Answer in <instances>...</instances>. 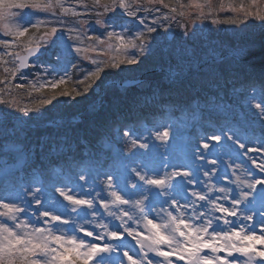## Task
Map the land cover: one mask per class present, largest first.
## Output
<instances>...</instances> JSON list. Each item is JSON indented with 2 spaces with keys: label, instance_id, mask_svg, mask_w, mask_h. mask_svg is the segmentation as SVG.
Returning <instances> with one entry per match:
<instances>
[{
  "label": "rangeland",
  "instance_id": "obj_1",
  "mask_svg": "<svg viewBox=\"0 0 264 264\" xmlns=\"http://www.w3.org/2000/svg\"><path fill=\"white\" fill-rule=\"evenodd\" d=\"M20 2L21 0H0V11L3 12V15L0 16V40H7L10 42L9 47L5 51H0V67L8 69V71L11 72L13 79H17V81L9 82V86L7 85V87L5 88V93L0 92V100L8 101L12 105V107H8V105L6 104H0V110H3L0 111V150L2 151L0 152V155L3 156L6 153L15 154L16 156L12 159H0V202L19 203L18 201H16V196L18 193L25 190L28 193H32L37 187H39L42 189V195L40 196L42 204L39 206L35 205L31 195H29L28 199L31 201V204L26 207V210L24 212L17 214L16 221H12L8 217L0 216V223H6L8 227L13 228L15 231L19 232L20 229L16 228L17 223H27L29 225V231L34 227L47 226L44 224V220L47 218L39 216V212L37 211V209H51L52 211L60 213L67 217L69 212L68 203L64 201L63 197H61L56 191L57 188H63L65 191H68V194L70 195H77L85 199L94 200L96 217L95 219H92V217L89 216L91 224L87 226L88 230H94V236L95 234H102L105 231V229L100 227V225H106L107 229L116 230L117 226L121 225V220L115 219V216H119L121 210L128 211L132 216V219H128L127 217H122V219L131 226L132 230L135 233L138 234V238L143 239L144 237L151 235V232L149 231L150 226L147 225L144 216L139 212L138 208L134 206L136 200L143 199V196H138L135 198L139 184L138 182L134 181L130 184V186L125 185V191L121 192V195L129 199L130 203L127 205L119 206L110 205L109 210L115 213L114 216H110L108 214V211L100 206V201L102 199L105 200V202H109L112 199L110 192L113 189H110L108 187V182H106L103 186H99L100 191H95L93 184L91 187H88L86 179L84 181L80 180L81 175L85 176V173L80 168L81 170H79L78 172L79 175L78 177L73 179L74 181H71V179L68 177H62L60 178L59 182H53L52 186L55 187V192H52L48 187L44 186V181L39 175H29L25 172L17 170L22 168L19 165V162L22 159V156L18 153L20 151V147L17 142L10 144V142L6 141L5 138L8 136H16V138L26 137L27 130L29 129L45 130V128L48 126L57 127V124L61 123L80 122L82 120L91 121L94 118H100L102 112L106 109L104 105L105 102L103 101L105 93L110 89H106V87L113 85L115 89L117 88L120 90L121 95L126 92L125 88L119 87V85H115L118 80L116 82H114V80H109L105 82V84H102L103 86L101 87V92L98 93V95L97 93H95L93 96H90L91 98H93V100L89 98L87 94L86 98L84 95L79 98L82 100H86V102L88 103V105L86 106L87 110L85 111V114L87 115L51 118L46 114L45 111L42 110L41 112H43V115H39L36 112L29 111V116H31L32 119H28L27 117H25L22 121L16 119L17 116H22V113L16 111V109L27 108L29 110H32L34 109L32 108L34 106L32 104L28 105L30 90L28 92L19 91V88L25 89V87H28V89L35 88V90H39L41 88L40 85L46 86L47 83H51L52 81L59 79L61 76H64L65 71L67 72L70 69V60L73 59L74 55H78V59H81V61L84 63V71H86L85 75L95 70L96 65L92 63L93 60L104 63L110 60L114 62L116 58H119L121 56L124 58V52L121 45L128 43L132 39L134 34L138 33L143 26L138 23L137 18L128 17L126 14H124L123 10L117 9L114 14L108 13L109 15L105 17V19L110 20L109 25L105 27L97 25L96 27L95 21L98 18L96 16V11H99V9L95 8L93 1L88 0H59L60 6H57L54 10L47 12L33 10L30 8L20 10L15 8L14 6H11ZM25 2H32V0H25ZM36 2H47V0H36ZM56 2L57 0H53V3ZM139 3L142 7L147 8L150 11H140L137 13L138 17H146V23H150V21L154 18H159L157 20L158 24L163 21L164 25L169 26L167 31H165L163 27L158 28V30H162V33L166 37L167 44H170V46H173L174 44V30L178 27L181 28L179 24L185 25L184 28H181L184 33L186 32V30H188L189 34H187V38H191L193 35L201 33L200 31L203 30V27L206 24V18H199L200 13L202 12V3L199 2H195L196 8L189 10L187 8L184 9V12L182 11L183 15H181V13H177V5L171 8H167V6L164 5V7H161L156 5L155 0H151V3L145 0H139ZM61 6L63 9H67V12L62 11ZM173 8L176 9L175 12L172 11ZM22 14H27L25 18L35 23L37 27L45 24L46 27H49L51 29L53 27L58 29L57 36L59 37V39H56V37H52L51 35H49L47 37L49 41L48 46L46 48L44 47L43 53L39 57V59L34 60L30 65L29 69L31 68L34 71L33 73H30L29 69L26 72L18 71L17 57L20 56L23 52H27L29 47L35 46L38 43H43L42 38H44V34H50L51 30L50 32H44L43 34L39 33L40 35L37 36L38 32L36 33L29 31L31 30L32 26L26 25L28 27V31L25 32L24 36L22 37L14 38L12 35H5V32L9 30H20V26L17 21L20 19ZM165 15L169 17L167 21L163 20V17ZM193 21L196 22L195 26L193 25ZM241 30L244 33L248 29L246 27H242ZM108 31H113L119 35H124L126 39L124 41H120L116 39L115 36L112 38H108ZM96 36H100L104 40V43L100 44L98 41H96ZM54 39L56 40V42L55 44H52L51 41ZM19 42L21 43V47H16ZM184 42L186 43V40ZM2 46L4 45L0 44V47ZM260 47L261 46L258 45L254 48H246L239 51L237 50L234 55L238 56L240 59H249L256 54V50H259ZM76 48H80L81 51L77 53L75 51ZM6 53H10L11 55H8ZM217 54L218 52H216L214 56H218ZM152 60L157 61L154 56L152 57ZM209 61L210 59L205 60L204 63H202L199 67H196V69H194L193 71L190 70L183 72L182 76L178 75V73L182 72V69H178L175 71L163 69V78L167 77L168 79L167 81H165L164 87L169 86L170 83L178 84L182 80L189 78L192 74H199V76H201L200 69L203 68V66ZM34 66L39 67V69L43 68V71H35ZM51 68H55L57 71L52 73V75L45 74L46 71H51ZM153 70L155 71V69ZM153 70L150 69L149 71V68H147L148 72L140 76L141 78H143V82L145 81V76L147 74L149 75L151 72H153ZM13 72H15V75H13ZM130 78L131 77H126L124 80H128ZM148 80L150 79L148 78ZM13 83L16 84L15 86L17 89H14L12 87ZM18 85H22V87L18 88ZM113 91L114 89L110 91L111 94ZM248 92L251 93V95L246 104L249 105L251 111L254 112L253 114L257 115V119H259L258 117L260 116L257 114L258 110L254 107V105L257 102L264 103V101L259 97L257 98V95H255L256 93L250 87L248 88ZM61 101L65 104L71 103V100L67 99L66 97H64ZM99 112L100 115L97 116ZM183 122L186 123V121ZM167 126L170 125L165 124L164 126H161L160 123V127L158 126L157 129H155L156 127L151 131L145 129V131H141L140 133L138 132L137 128H135L134 131L131 130L130 135L125 139L127 142V145H125V152L126 154L139 153L138 155H142L144 158H142L141 160L137 159L134 162H130V167L126 169L127 171H132V169L136 168L141 175L145 176L146 179L161 178L165 175V173H170L173 170H179L180 166H190V164L183 156L184 152L181 151V146H183L181 138L184 135V130L182 128L184 127L182 126L179 129L170 127V130H167ZM217 128V130H219L217 131V134H220V131H222V129H219L220 127ZM165 130H167L169 133L168 138L166 140H157L156 133L163 132ZM24 131L25 133L21 134ZM200 132V135L209 136V141L205 140L204 143L209 144V148H207L206 150H211V147L214 145L213 142L215 141L211 140L210 137L215 134H212L207 130H203ZM259 134L264 135V128L263 132L259 131ZM229 135L232 134L229 133L227 136ZM118 139L119 136L118 138L116 137V140ZM133 139H136L138 141L135 147H133L131 143ZM239 140L240 142H242V139ZM110 143H106L103 149L109 150L111 147L115 148L114 151L117 155V147H114L116 143ZM139 143H147L148 148H140ZM245 147H254V145L250 144V146H248L247 144H245ZM243 151L244 150L240 149V152L238 150L236 151V153L237 155H240L243 154ZM180 153L182 154L181 156L178 155ZM231 153L233 152L227 153L223 150V154H225L226 156L232 155ZM202 154L204 155V159H201V161L198 163L199 165H204V168L201 169V175L205 170L209 171L210 175L209 177L203 178V187L201 188L198 186L196 190L209 197V200L205 202L198 201L193 198V201H195V203H193L192 201L188 202V204L190 205V209L181 207L179 211L169 207L167 204H164L162 210V203L164 198L153 195L150 196L152 198L150 199L151 201L147 200V202L145 203V215H147L148 219H152L154 223L163 224L168 220L167 213L172 212L174 216H183L186 220L195 224H201L203 221L211 219L213 222V228H215L217 231L222 229L224 231L231 232L233 229H235L236 231L240 232L241 236H247L249 234V229L254 227V231L257 236L264 234L261 230V223L264 222H259L258 217H254L255 223L254 221H246V218L244 216L240 217L239 213L245 211V204L247 202H242L239 205L238 209L234 208V206L231 204L232 198L228 196L230 188L226 185H223V183L216 186V182H222V177L224 179V176H227V173L232 172L233 170L238 172H246V169L242 168L240 164H237V160L232 161L230 158L222 157L221 155L217 156V154L215 156H211V153L209 152ZM51 155H56V151L51 152L50 156ZM260 158L261 157H257L255 159L259 160ZM213 159L217 161L216 165L208 163ZM149 163L150 166L148 165ZM221 163H224V165L220 166ZM230 163L231 166L228 167ZM118 164L119 169H125L127 165L123 161L118 162ZM172 165H176L177 167L173 169ZM251 165L252 168H254V165ZM108 167L102 171L103 176L107 178L109 174H112L115 178L117 174L119 175V173H117L118 167H114V169H109L107 171L106 169H108ZM213 168L216 169V172L214 174L212 173ZM259 174V170H256L255 172H252V177L248 176V174L247 177L251 181L253 176H259ZM262 174L263 175L261 176H263L264 178V173ZM215 177L219 179L214 180L213 183L205 186L207 179H214ZM140 182L142 188L144 183L142 181ZM134 183L137 185L136 188L131 187V185ZM96 186L98 189V183ZM146 186V189L151 187L148 185ZM69 188H75V191H69ZM221 188H225L228 191L221 193L219 191V189ZM115 190L120 191V189ZM47 200L49 201L47 202ZM213 201H215L216 205L226 207L231 210H236L238 214L233 217L216 211ZM149 204H154V207L149 208ZM201 205H203V207H201ZM0 211H4V209L0 208ZM201 212L204 213L203 217L200 216ZM72 215L75 216V214ZM220 217H222V219H218ZM223 220H227L228 223L225 224ZM65 227L66 229H68V234L70 235V226ZM120 230L122 231L123 228L121 227ZM56 234L60 233L57 232ZM77 235L78 238H84L86 243L95 242L100 246H103V241L95 240L93 237H84L83 233H78ZM216 242L220 243V241ZM244 242L247 243L248 241ZM237 243H239L238 240ZM255 243L258 250L264 249V245H262L259 241H256ZM122 245L124 249L130 250V254H132V251L139 252V245L136 243V240L132 237H128L126 234L124 240L122 241ZM162 250L169 251V248L167 246H162ZM145 251H147V249H145ZM201 254L212 255V253L207 249H205ZM219 255L225 256L226 254L219 253ZM72 256L73 253L70 251L66 255L65 259H71ZM233 256L237 258V264H246L247 257L241 256L239 253H233ZM134 258L138 257L134 256ZM147 259L152 260L153 264H168V261H165L163 257H158L152 252H148ZM229 259H231V257H229ZM169 260L171 261V264H187V258L181 260L178 253H173L169 257ZM114 262L115 257H113V264ZM80 263H84V261L81 260ZM88 264H92V262L89 261Z\"/></svg>",
  "mask_w": 264,
  "mask_h": 264
},
{
  "label": "trees",
  "instance_id": "obj_2",
  "mask_svg": "<svg viewBox=\"0 0 264 264\" xmlns=\"http://www.w3.org/2000/svg\"><path fill=\"white\" fill-rule=\"evenodd\" d=\"M88 1L94 3V0ZM145 1L151 3V0ZM195 2L202 3L201 11L206 17V24L201 33L187 38L184 31L178 27L174 30V44L170 46L162 30H158L157 33L152 34L155 37L153 50L150 54L145 53L144 57H141L142 63L122 64L120 69L105 68L100 79L92 83V90L87 93L89 98L95 93L98 95L102 84L109 80L123 81L126 77L138 78L148 72L147 68L149 71L155 69L145 76V81L141 84L125 88L126 92L122 95L113 85L107 86L106 89H110L105 93L103 100L106 109L100 118L61 123L57 124V127L48 126L45 130L29 129L26 137L22 138L5 137L10 144L17 142L20 147L18 153L22 159L19 165L22 168L17 170L29 175H39L44 181V186L55 192L53 182H59L62 177H68L74 181L73 179L78 177V172L82 169L87 186L91 187L93 184L94 190L100 191L99 186L107 182L101 174L102 170L108 166L113 168L118 165V162L123 161L128 164L144 158L138 155L139 153L126 154L125 152L127 142L126 137L123 136V130L127 128L133 130L134 120L157 121V124H160V120H164L176 129L183 126L182 129L187 135L184 152L197 160L204 150L202 144L204 137L200 135V131L203 130L216 135L219 131L217 127L222 129L221 140L218 144L213 142L211 153H220L222 148L240 150L233 140L227 139L229 133L234 139L241 138L243 143L252 144L254 147L264 142V135L259 134V131L263 132L264 119L261 117L257 119V115L253 114L254 112L246 104L251 95L248 92L249 87L254 90L257 98L264 101V21L256 18L257 14L264 15V0H162V2L155 0L156 5L161 7L164 5L171 8L177 5V13L184 12L186 8L188 10L196 8ZM244 11L251 12L252 15L245 17ZM212 20H216L217 23L213 24ZM229 20H237L240 23H229ZM95 25L97 27V24ZM242 27L248 30L243 33ZM50 30L51 28L42 24L40 27H32L29 31L38 32L37 36H39ZM186 32L189 34L188 30ZM258 45L261 46L260 49L256 50V54L248 60L242 61L234 55L237 50L254 48ZM19 46L21 47L20 42L16 47ZM6 49L4 46L0 47L1 52ZM191 52L196 53L201 59V64L210 59L200 69L201 76L192 74L178 84L170 83L169 86L164 87L168 79L163 78V69L174 71L182 69L178 60L182 54ZM216 52L218 56H214ZM153 56L157 61L152 60ZM122 59L124 58L121 56L114 62ZM111 63H113L112 60L103 64ZM70 65L65 78L66 83L56 89L51 88V83H47L39 90L28 89V87L21 89L17 86L19 91L30 90L28 105L32 104L34 106L32 108H36L41 99L67 90L70 93L69 96H57L52 104L44 105L41 110L51 118L87 115L85 111L88 103L86 100L79 99L83 95L72 98L75 96L74 88L82 90V86L77 85V80L83 79L86 73L84 63L78 59V55H74ZM73 65L75 67H72ZM34 67L35 71H43V68ZM194 69L196 67L191 71ZM29 72L34 71L30 68ZM10 81H17V79H13L11 72L0 67V92L5 93V88L9 86ZM98 84L101 86L97 87ZM193 84L195 86H192ZM15 85L13 83L12 87L17 89ZM113 89L111 94L110 91ZM64 97L70 99L71 103L62 102ZM99 115L100 112L97 116ZM170 126H167V130H170ZM24 133L25 131L21 134ZM118 136L119 139L116 140ZM41 138L57 146L54 150L56 155L50 156L53 151L44 153L35 151V145ZM110 142L116 143L114 147H117V155L115 148L103 149L104 145ZM60 145H66V147L61 148ZM13 157H16L15 154L0 155V159Z\"/></svg>",
  "mask_w": 264,
  "mask_h": 264
},
{
  "label": "snow or ice",
  "instance_id": "obj_3",
  "mask_svg": "<svg viewBox=\"0 0 264 264\" xmlns=\"http://www.w3.org/2000/svg\"><path fill=\"white\" fill-rule=\"evenodd\" d=\"M162 2V0H161ZM94 5L96 9V16L98 17L95 21L97 25L105 27L109 25L110 20L105 19L108 13H115L117 9L123 10L124 14L128 17H133L138 19V23L142 25V29L134 34L132 39L126 43L122 44L121 47L124 52V59L119 60V62H113L111 64H103V62H98L93 60L92 63L96 65L95 70L89 72L83 77V79L77 80V85L82 86V90L73 89L75 96L84 95L92 90V83L95 80H99L101 73L104 72L105 68L111 67L114 69H120L122 64L126 65H138L142 63L141 57L145 53H151L153 48V43L155 37L153 33H157L158 28L163 27L165 31L168 30L169 26L164 25L163 21L159 24L157 20L159 18H154L150 23H146V17H138L137 13L140 11L148 12L147 8L140 5L139 0H94ZM14 6L17 9L23 10L25 8H30L39 11H51L54 10L59 5V0L53 3V0H47V2H25L21 0L20 3H16ZM62 8V6H61ZM243 11V9H241ZM62 11L67 12V9ZM158 11V10H157ZM173 12L176 11L175 8L172 9ZM54 14V12H53ZM3 12L0 11V16ZM27 14H22L17 23L20 26V30H9L5 32V35H12L15 37L24 36L25 32L28 31V26L35 27V23L26 19ZM183 15V13H181ZM252 15L251 12L244 11V16ZM200 19L206 18L204 13L201 12ZM258 19L264 21V15L257 14ZM169 17L165 15L163 17L164 21H167ZM174 19V18H173ZM229 23H240L237 20H229ZM195 21L193 25L195 26ZM212 23H217L216 20H212ZM181 28H184V24H180ZM123 28V26H122ZM58 29L53 27L51 33H45L44 38H42L43 43H38L35 48L28 49V56L25 57L21 63L20 68H23L28 61L29 57L35 56L37 60L39 59V54L42 47L48 46L47 37L51 35L52 37L57 36ZM187 35V32H185ZM124 41L126 37L124 35H119L113 31L107 32V37ZM96 41L100 44L104 43V40L100 36L95 37ZM56 40H52L51 43L55 44ZM9 41L0 40V44L5 46V49L9 47ZM75 51L79 53L80 48H76ZM11 55L10 53H6ZM103 64V66H102ZM178 64L182 68V72L178 75H183V72L190 71L194 67H199L201 64V59L196 55L195 52L182 54L178 60ZM72 67H75L73 65ZM123 70V69H121ZM8 71V69H5ZM55 68H51V71H46L45 74L52 75L56 72ZM15 75V72H13ZM67 72L65 71L64 76L51 82V88L56 89L60 85L66 83L65 77ZM88 82V83H86ZM103 82L101 81V84ZM100 87L101 85H96ZM192 86H195L194 84ZM22 87V85H18ZM41 88L44 85H40ZM70 93L65 90L52 95L49 98L41 99L36 108L29 110L27 108H17L16 111L22 113V116H17L16 119L23 120L25 117L32 119L29 116V111L43 115L41 108L44 105L52 104L53 100L57 99V96H69ZM0 104H6L8 107L12 105L8 101L0 100ZM254 107L258 110V115L264 119V103L257 102ZM3 111V110H0ZM131 130L124 129L123 136L128 137ZM168 131L156 133L157 140H166L168 138ZM211 140L217 142L221 140V135L216 134L210 137ZM228 140H233L235 144L238 145L239 149L244 150L243 155L249 156L250 153H256L257 156L261 157L259 160L249 157L252 164L255 166L251 172L259 170V172L264 173V142H260L256 147L246 148L245 144L240 142L239 138H233L232 135L227 136ZM132 146L135 147L138 143L136 139L131 141ZM56 145L41 138L40 142L35 145V151L37 153H44L46 151H54ZM61 148L66 147V145H60ZM139 147L142 149H147V143H139ZM203 148H209L208 143L203 144ZM200 159H204L201 155ZM208 163L216 165L217 161L215 159L209 161ZM173 169L177 166L172 165ZM204 165L196 164L194 161L190 166L184 165L180 166L179 170H173L170 173H165L161 178H148L146 179L144 175L139 172H135V175L142 181L145 185L151 186L146 190L141 191L143 196L142 200L135 201V207L138 208L139 212L144 216L147 225L150 226L149 231L151 235L144 237L143 239L138 238V234L135 233L131 226L123 221L122 217H127L132 219V216L128 211L121 210L119 216H115V219L121 220V225L117 226L116 230L107 229L106 225H100L105 231L102 234H95L94 230H88V225L91 224L89 216L95 219L96 212L94 209V200L85 199L77 195H70L68 191L63 188H57L56 191L64 201L68 203L69 212L67 217L60 213H56L51 209L40 210L39 216L45 217L44 224L46 227H34L29 231V225L27 223H17L16 228L20 229L19 232L15 231L13 228L7 226L6 223H0V264H80L81 260L84 264H88L89 261L92 264H113V257H115L114 264H153L152 260L147 259L148 252L154 253L158 257H163L168 264H171L169 257L173 253H178L179 258L184 260L187 258V264H237V258L233 256V253H239L241 256L247 257L246 264H264V249H257L256 241H259L264 245V234L257 236L254 231V227L249 229V234L247 236H241L239 231L233 229L231 232L219 230L217 231L213 228V222L211 219L203 221L201 224L191 223L186 220L183 216H174L172 212H168V220L163 224L154 223L152 219H148L145 215V201L149 199L150 196L163 197V205L167 204L169 207L179 211L181 207L190 209L189 201H193V198L198 201L209 200V197L197 191V187H203V178L209 177V171H203L201 175V169ZM135 171V169H132ZM216 169H212L214 174ZM80 180L84 181L85 176L81 175ZM108 187L113 189L110 192L112 197L111 201L105 202V200L100 201V206L108 211L110 216H114L115 213L110 211L111 206L127 205L130 200L121 195V192L125 191V184L122 181L120 175H116L115 178L112 174L107 176ZM115 185V188H114ZM259 186V187H258ZM132 188H136L137 185L134 183L131 185ZM248 192H242L240 197H233L231 199V204L234 208L238 209L239 205L246 201L245 211L239 214L244 216L248 221H254V217L259 218V222H264V179H253L247 183ZM115 189H120L117 191ZM69 191H75V188H69ZM221 193L228 191L225 188L219 189ZM31 195L32 200L35 205L39 206L42 204L40 196L42 195V189L37 187L32 193H28L26 190L21 191L16 196L17 202L3 203L0 202V208L4 211H0V216L8 217L12 221H16L17 214L22 213L26 210V207L31 204L28 196ZM180 202V203H178ZM216 211L226 214L227 216H236L238 213L236 210H231L226 207H222L215 204L213 201ZM23 205V206H21ZM149 208L154 207V204H149ZM203 207V205H201ZM251 213V214H248ZM72 214H75L73 216ZM201 217L204 213L201 212ZM222 219V217L218 218ZM225 224L228 223L227 220H223ZM255 223V221H254ZM65 226H70L71 234H68V229ZM123 228L121 231L120 228ZM261 230L264 233V223H261ZM59 232L60 234H56ZM78 233H83L84 237H93L95 240L103 241V246L95 242L86 243L84 238H78ZM125 234L128 237H132L136 240L139 245V252L124 249L122 241L125 238ZM237 240L239 243H237ZM216 241H220L217 243ZM244 241H248L245 243ZM162 246H167L169 251L162 250ZM147 249V251H145ZM209 250L212 255L201 254L204 250ZM73 253L71 259H65L69 252ZM219 253H225V256L219 255ZM138 257V258H134ZM35 257V258H33ZM231 257V259H229Z\"/></svg>",
  "mask_w": 264,
  "mask_h": 264
},
{
  "label": "water",
  "instance_id": "obj_4",
  "mask_svg": "<svg viewBox=\"0 0 264 264\" xmlns=\"http://www.w3.org/2000/svg\"><path fill=\"white\" fill-rule=\"evenodd\" d=\"M35 47H36V46H35ZM35 47H31V48H35ZM31 48H29V49H31ZM42 49H43V48H41V52H42ZM41 52H40L39 56L41 55ZM27 56H28V51H27L25 54H22V55H20V56L18 57V63H19V64H18V68H19L20 71H26V70L28 69V67H29V64H30L33 60L37 59L35 56L29 57V58H28V61H27L26 64H25V66H24L23 68H20L19 66H20L21 61H22L25 57H27ZM141 81H142L141 79H139V80H126V81L123 82V83H116V84H118V85L121 86V87H129V86L137 85V84H139Z\"/></svg>",
  "mask_w": 264,
  "mask_h": 264
}]
</instances>
